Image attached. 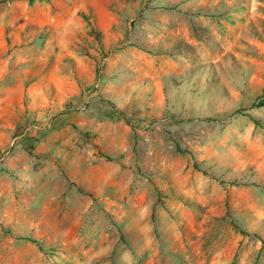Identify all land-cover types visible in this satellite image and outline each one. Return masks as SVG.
<instances>
[{
	"label": "rangeland",
	"instance_id": "obj_1",
	"mask_svg": "<svg viewBox=\"0 0 264 264\" xmlns=\"http://www.w3.org/2000/svg\"><path fill=\"white\" fill-rule=\"evenodd\" d=\"M264 0H0V264H264Z\"/></svg>",
	"mask_w": 264,
	"mask_h": 264
},
{
	"label": "trees",
	"instance_id": "obj_2",
	"mask_svg": "<svg viewBox=\"0 0 264 264\" xmlns=\"http://www.w3.org/2000/svg\"><path fill=\"white\" fill-rule=\"evenodd\" d=\"M6 1H17V0H6ZM262 104L264 105V101L262 102Z\"/></svg>",
	"mask_w": 264,
	"mask_h": 264
}]
</instances>
